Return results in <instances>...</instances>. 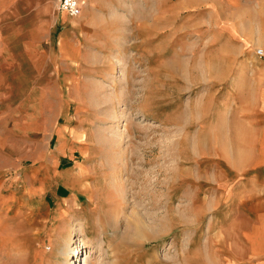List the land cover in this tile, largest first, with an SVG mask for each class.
Returning a JSON list of instances; mask_svg holds the SVG:
<instances>
[{"label": "crops", "instance_id": "0c3cea01", "mask_svg": "<svg viewBox=\"0 0 264 264\" xmlns=\"http://www.w3.org/2000/svg\"><path fill=\"white\" fill-rule=\"evenodd\" d=\"M93 1L78 0L70 16L57 0H0V264H36L46 253L61 263L60 242L79 223L86 232L84 200L99 206L107 153L84 102L98 63L87 48L102 47L96 15L124 13ZM205 1L207 42L222 54L203 92L210 112L193 126L205 145L197 157L226 170L210 172L228 194L219 261L264 264V53L255 52L264 48V0Z\"/></svg>", "mask_w": 264, "mask_h": 264}, {"label": "rangeland", "instance_id": "374dc122", "mask_svg": "<svg viewBox=\"0 0 264 264\" xmlns=\"http://www.w3.org/2000/svg\"><path fill=\"white\" fill-rule=\"evenodd\" d=\"M112 1L124 18L94 17L102 47L87 48L98 63L84 81L86 112L99 121L107 153L100 201L95 208L84 200L86 232L80 228L76 252L62 258L79 264L87 250L89 264H220L219 220L229 210L228 194L210 172L216 168L220 178L226 170L197 157L205 145L193 126L210 112L203 92L211 67L219 66L211 58L222 54L207 42L208 1ZM93 2L111 14V0ZM115 181L120 198L111 191ZM36 264L64 263L46 253Z\"/></svg>", "mask_w": 264, "mask_h": 264}, {"label": "bare ground", "instance_id": "6f19581e", "mask_svg": "<svg viewBox=\"0 0 264 264\" xmlns=\"http://www.w3.org/2000/svg\"><path fill=\"white\" fill-rule=\"evenodd\" d=\"M130 121V120H129ZM129 131V126H126L125 128H124V130H123V132L122 133H127ZM116 160V159H115ZM119 174V173H118ZM117 173H116V177H115V180H119V182H121V181H123L122 180V178H121V180H120V178H119V175H118ZM112 179V178H111ZM113 181V180H112ZM111 191H112V193L114 192V197H116V194H117V190L119 189V187L118 188H116L117 186H116V181L115 182H111ZM121 184V183H120ZM122 189V188H121ZM120 189V190H121ZM119 193V192H118ZM120 193H122V192H120ZM119 193V194H120ZM121 195V194H120ZM112 196V195H111ZM119 196V195H118ZM116 198H120V196L119 197H116ZM121 199H122V197H121ZM120 201V200H119ZM118 214L119 213H117V215L115 216V218H116V220H115V223H116V225H117V223H118ZM79 226V228H78V232L77 233H75L74 235H72L70 238L69 237H67V239L66 238H64V239H66L64 242H63V246H62V254H64V255H67V253L68 252H76V245H74L75 243H77V242H79V241H81L83 238H82V231H81V224H79L78 225ZM88 253H90V251L88 252ZM63 255V256H64ZM75 255V254H74ZM89 255L87 254V250H85V252L81 255V257H80V260H79V264H89ZM62 263H64V264H66V258L64 257V260L62 261Z\"/></svg>", "mask_w": 264, "mask_h": 264}, {"label": "built area", "instance_id": "2783aa9c", "mask_svg": "<svg viewBox=\"0 0 264 264\" xmlns=\"http://www.w3.org/2000/svg\"><path fill=\"white\" fill-rule=\"evenodd\" d=\"M57 9L66 12L70 16H76L80 13V6L78 0H57ZM256 54L262 55L263 49L257 48Z\"/></svg>", "mask_w": 264, "mask_h": 264}]
</instances>
